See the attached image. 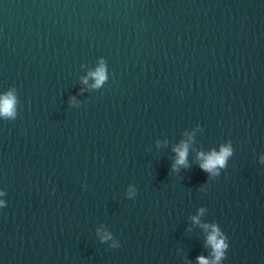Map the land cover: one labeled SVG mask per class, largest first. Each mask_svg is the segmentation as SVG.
Returning <instances> with one entry per match:
<instances>
[{
	"label": "water",
	"instance_id": "obj_1",
	"mask_svg": "<svg viewBox=\"0 0 264 264\" xmlns=\"http://www.w3.org/2000/svg\"><path fill=\"white\" fill-rule=\"evenodd\" d=\"M9 92L0 264H264V0H0Z\"/></svg>",
	"mask_w": 264,
	"mask_h": 264
},
{
	"label": "clouds",
	"instance_id": "obj_2",
	"mask_svg": "<svg viewBox=\"0 0 264 264\" xmlns=\"http://www.w3.org/2000/svg\"><path fill=\"white\" fill-rule=\"evenodd\" d=\"M92 75L95 77L96 86H99L105 80L103 67H101L96 73ZM14 105H15V98L11 92L7 93L3 97H0V116L6 118L14 117L15 115ZM175 151H177L179 157L176 161V164L185 165L186 157H187V145H183L182 149H175ZM230 155H231V149L228 147H222L219 153L213 152L211 155L207 157H203L204 162L200 165V168L205 172L214 173V170L217 167H224L227 157ZM201 156H203V154H201ZM208 240L209 243L213 245L216 251V258L217 260H219L222 255L221 249L224 247V244L222 241H218L215 229H214V234L210 235ZM198 260H199V264H209V262L205 260L203 257H199Z\"/></svg>",
	"mask_w": 264,
	"mask_h": 264
}]
</instances>
